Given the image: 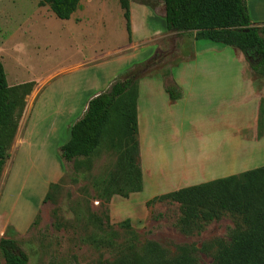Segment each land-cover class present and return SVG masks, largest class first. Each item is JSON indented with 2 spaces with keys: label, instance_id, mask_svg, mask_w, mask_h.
Returning <instances> with one entry per match:
<instances>
[{
  "label": "rangeland",
  "instance_id": "1",
  "mask_svg": "<svg viewBox=\"0 0 264 264\" xmlns=\"http://www.w3.org/2000/svg\"><path fill=\"white\" fill-rule=\"evenodd\" d=\"M123 1L134 18L130 43ZM245 2L250 18L257 22L252 7ZM162 3L163 0H80L79 12L71 20L62 21L48 7H40L38 0H0V63L7 85L33 84L0 177V239L14 241L28 257V264H94L98 258L84 243L87 230L80 216L100 209L104 180L112 177L120 152L118 137L112 135L110 125L91 159L63 164L59 147L69 139V128L80 118L83 108L66 125L59 144L54 143V131L40 130L34 124L38 120L45 123L57 113L62 115L68 106L69 91L77 88L80 79L82 85L88 80V89L82 86L87 103L127 69L150 64L140 72L145 76L142 79L152 78L154 82L144 84L143 91H157L158 77L162 79L170 72L169 78L162 79L163 84L170 83L172 77L181 86V94L186 95L179 113L180 119L184 117L179 130L183 137L200 139L202 133L206 136L224 123L229 130L232 117L234 137L264 143L263 80L253 76L238 50L165 31ZM145 8L157 18L149 25L150 31L142 14ZM231 66L233 91L226 105H222L225 95H213L207 108H200L198 91H209L221 77L224 81V73L229 74ZM249 83L259 88L249 90ZM228 106L232 111L222 118L220 112ZM262 145L258 149H264ZM93 178L98 179L96 185ZM61 179L63 183L51 190L43 204L48 186ZM111 184L114 190L122 187L120 180H112ZM147 202L136 209L119 207L114 222L108 212L109 223L119 226L128 220L142 241L155 242L170 251L189 245L199 248L213 240L227 243L230 232L245 229L241 216L221 212L217 220L197 219L195 223L201 228H190L185 233L180 227L185 209L178 203ZM211 253L198 252L199 264H210ZM0 264H5L1 252Z\"/></svg>",
  "mask_w": 264,
  "mask_h": 264
},
{
  "label": "trees",
  "instance_id": "2",
  "mask_svg": "<svg viewBox=\"0 0 264 264\" xmlns=\"http://www.w3.org/2000/svg\"><path fill=\"white\" fill-rule=\"evenodd\" d=\"M163 4L167 32L175 31L194 41L234 48L248 63L253 76L264 80V26L251 22L245 0H163ZM38 5L48 7L56 19L67 21L79 9V0H38ZM122 9L130 41V13L126 1ZM149 65L127 69L106 90L88 100L81 117L69 128V139L59 147L61 162L75 165L79 159L89 160L94 156L110 125L112 135L118 137L120 152L112 177L104 180L105 194L101 196L100 209L96 213L88 211L85 217L76 213L84 219L85 245L98 255L94 264H199L197 253L211 251L210 264H264V166L180 189L147 202L178 203L185 209L180 221L185 233L190 232V228L195 231L201 228L195 223L197 219L217 220L221 212L241 216L245 229L230 232L227 243L213 240L202 243L199 248L189 245L170 251L155 242L142 241L128 220L119 226L109 223L107 206L111 198L126 199L142 190L136 99L138 81L145 77L140 71ZM169 77L170 72H167L162 79ZM32 86V83H25L8 87L0 63V177ZM164 91L171 102L181 99V90L173 82L164 84ZM112 180H120L122 187L114 190ZM92 181L96 185L98 179ZM62 183L63 179L48 186L43 204L49 199L51 190ZM0 252L5 264H28V257L18 250L14 241L0 239Z\"/></svg>",
  "mask_w": 264,
  "mask_h": 264
},
{
  "label": "crops",
  "instance_id": "3",
  "mask_svg": "<svg viewBox=\"0 0 264 264\" xmlns=\"http://www.w3.org/2000/svg\"><path fill=\"white\" fill-rule=\"evenodd\" d=\"M247 3L250 8L252 7L254 17L258 23L253 20L254 18H250L251 22L255 26L263 27L264 0H247ZM162 5L164 6L163 3ZM77 12L79 10L75 13ZM75 13L69 20L75 16ZM143 13L145 14L144 18H146L145 24L149 28V25L157 18L150 9L145 8ZM130 20L132 26L130 30L133 34L134 18L132 12L130 13ZM162 26L165 28V23ZM127 42H131V40H128V36ZM78 71H74V73ZM231 71L232 66L229 74L224 73V81H222L221 77L219 84L212 86L209 91L207 89L198 91L196 99L200 108L208 106L210 97L213 95L219 97L225 95V98L222 99L225 103L222 102V105H226L227 96L230 95L231 98L233 91V75ZM74 75H71L70 79ZM151 79H140L137 86L136 127L142 190L139 193L130 194L126 199L121 197L111 198L108 204V212L112 221L116 217L115 212H117L119 207L129 206L132 209L144 207L147 201L155 197L264 166V159L262 158L264 157V149H258L264 143L243 141L241 138L234 137L232 117L229 123V130H227L228 124L224 123V126H216L206 136H204L205 133H202V138L200 139L197 138L195 140L183 137V132H179V130H182L184 117L182 116L180 119L179 113L183 110L181 104L186 95L182 92L181 99L171 102L164 91L163 80L159 77L160 81H157V91H151L150 89L143 91L142 86L144 84L154 82L150 81ZM84 81L85 83L82 85L80 79L77 81V88L69 91L66 101L68 106L63 110L64 113L62 115L57 113L49 116L45 123L40 120L34 121L38 129L47 131L50 129V131L55 132V144L56 142L59 144L61 134L65 131L66 125L72 121L74 115L77 116L82 108V113L84 112L86 99L82 97V93H84L82 86L84 89H88V80ZM170 82L175 83L181 89V86L172 77ZM258 88L255 83H249V90H257ZM41 99L43 100V97ZM228 110L232 111V108L229 109L228 106L221 110L222 118L224 116L227 118ZM235 143L238 145L234 150L233 146ZM55 158L54 155V160Z\"/></svg>",
  "mask_w": 264,
  "mask_h": 264
}]
</instances>
